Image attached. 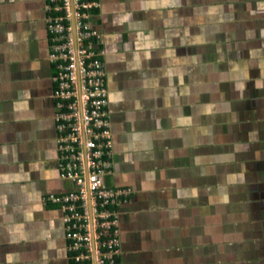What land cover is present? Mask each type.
Wrapping results in <instances>:
<instances>
[{
	"label": "crops",
	"instance_id": "obj_1",
	"mask_svg": "<svg viewBox=\"0 0 264 264\" xmlns=\"http://www.w3.org/2000/svg\"><path fill=\"white\" fill-rule=\"evenodd\" d=\"M117 264H264V0H96ZM51 0H0V264H72Z\"/></svg>",
	"mask_w": 264,
	"mask_h": 264
},
{
	"label": "built area",
	"instance_id": "obj_2",
	"mask_svg": "<svg viewBox=\"0 0 264 264\" xmlns=\"http://www.w3.org/2000/svg\"><path fill=\"white\" fill-rule=\"evenodd\" d=\"M96 0H51L48 25L55 78L63 177L75 186L51 200L64 211L72 264H117V207L129 193L106 184L111 173L107 74L99 34L91 26ZM77 26V45L73 14Z\"/></svg>",
	"mask_w": 264,
	"mask_h": 264
},
{
	"label": "water",
	"instance_id": "obj_3",
	"mask_svg": "<svg viewBox=\"0 0 264 264\" xmlns=\"http://www.w3.org/2000/svg\"><path fill=\"white\" fill-rule=\"evenodd\" d=\"M72 14H73V32H74V39H75V42H76V45H77V26H76L74 6H73V9H72Z\"/></svg>",
	"mask_w": 264,
	"mask_h": 264
}]
</instances>
